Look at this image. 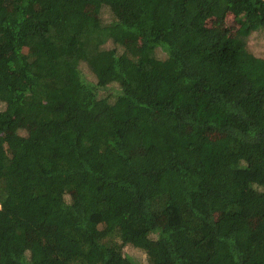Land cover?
Listing matches in <instances>:
<instances>
[{
	"label": "trees",
	"instance_id": "1",
	"mask_svg": "<svg viewBox=\"0 0 264 264\" xmlns=\"http://www.w3.org/2000/svg\"><path fill=\"white\" fill-rule=\"evenodd\" d=\"M256 33L264 0H0V264H264Z\"/></svg>",
	"mask_w": 264,
	"mask_h": 264
},
{
	"label": "rangeland",
	"instance_id": "2",
	"mask_svg": "<svg viewBox=\"0 0 264 264\" xmlns=\"http://www.w3.org/2000/svg\"><path fill=\"white\" fill-rule=\"evenodd\" d=\"M209 24L213 25V26L216 25L219 28V30L224 32V33L234 32V30H236V27H237L236 21L234 20L233 16H231V15H229L225 19L209 20ZM250 44H251L253 50H255L258 54H264V39L259 35V33H256L251 38ZM124 251L127 254H131L133 256H136L142 262L145 261V258H146L145 254L141 250H139V249H137L131 245L126 246Z\"/></svg>",
	"mask_w": 264,
	"mask_h": 264
}]
</instances>
